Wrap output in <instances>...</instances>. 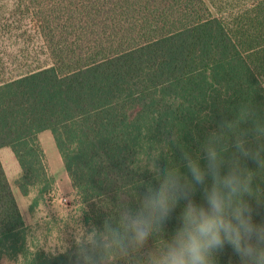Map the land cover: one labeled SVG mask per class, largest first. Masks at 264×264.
<instances>
[{
	"label": "trees",
	"instance_id": "trees-1",
	"mask_svg": "<svg viewBox=\"0 0 264 264\" xmlns=\"http://www.w3.org/2000/svg\"><path fill=\"white\" fill-rule=\"evenodd\" d=\"M138 1L77 0L82 12L69 10L38 26L43 46L35 59L27 53L23 70L0 82V149L10 147L19 161L18 188L25 196L37 186L42 195L53 191L39 141L50 131L86 207L89 231L123 206L137 208L146 188L157 186L149 160L159 156L161 169L174 165L188 174L182 149L200 155L204 167L203 142L220 124L235 121L242 106L264 120V0L239 16L233 0H183L182 13L166 17L173 27L164 34L159 18L128 12ZM105 17L102 27L98 20ZM251 126V120L240 125ZM242 163L257 170L250 159ZM261 175L254 184L264 189ZM192 199L204 203L200 186ZM250 203L254 222L264 224V205ZM184 204L165 224L163 239L179 227ZM153 246L149 239L143 251ZM62 251L53 256L29 245L0 158V260L75 264V241ZM216 264H239V258L225 246Z\"/></svg>",
	"mask_w": 264,
	"mask_h": 264
},
{
	"label": "clouds",
	"instance_id": "clouds-1",
	"mask_svg": "<svg viewBox=\"0 0 264 264\" xmlns=\"http://www.w3.org/2000/svg\"><path fill=\"white\" fill-rule=\"evenodd\" d=\"M249 120L251 128L242 129ZM182 151L188 174L174 165L161 169L159 156L151 159L146 167L158 184L149 185L138 197L137 208H119L101 229L78 227L75 264H216L225 246L231 247L239 264H264V224L254 222L250 203L264 205V189L254 184L264 172V120L250 106H242L235 121L220 124L203 142L204 167L200 155L193 158ZM249 159L257 170L242 163ZM197 186L204 201L199 205L192 199ZM181 200L185 204L177 217L179 227L170 239H163L164 226ZM149 239L154 246L144 252ZM50 252L57 255L54 249Z\"/></svg>",
	"mask_w": 264,
	"mask_h": 264
},
{
	"label": "rangeland",
	"instance_id": "rangeland-1",
	"mask_svg": "<svg viewBox=\"0 0 264 264\" xmlns=\"http://www.w3.org/2000/svg\"><path fill=\"white\" fill-rule=\"evenodd\" d=\"M260 2L261 0H233L235 15L251 12ZM183 4V0H141L140 3H131L128 12L139 13L135 19L147 14L155 16L154 21L159 18L163 24L158 26L161 29L158 33L164 34L173 27V21L167 26L166 17L170 20L169 16L176 17L181 14ZM78 5L81 4L77 0H0V82L18 75L23 70L27 53H31L30 59H35V52H39L43 46L42 31L37 29L38 26L41 27L45 21L54 20L59 14L69 10L82 12ZM140 6L147 10L143 13ZM105 19L106 17L98 20L103 23L102 27L105 26ZM86 27L80 24L77 28ZM86 30L89 31L87 28ZM44 145L50 163L49 173L55 179L53 191L42 195L41 188L37 186L31 189L29 195H23L17 186L19 178L13 180L15 169L10 167L11 163H7L8 179L27 225L29 245L47 253H51L53 249L59 253L75 241V233L80 225L86 228L87 210L70 178L64 173L57 147L54 144L49 145L47 141ZM8 151L13 153L11 162L18 163L12 149ZM0 264L20 263L3 256Z\"/></svg>",
	"mask_w": 264,
	"mask_h": 264
},
{
	"label": "crops",
	"instance_id": "crops-1",
	"mask_svg": "<svg viewBox=\"0 0 264 264\" xmlns=\"http://www.w3.org/2000/svg\"><path fill=\"white\" fill-rule=\"evenodd\" d=\"M39 141L40 143L42 144L44 150H45V145H44V142L47 141L49 145H55V140H54V137L52 135V133L50 131H45L41 134H39ZM57 147V146H56ZM11 150L10 147H5V148H2L0 149V158H1V161H2V164L4 166V169H5V172L7 174V178H9V166L7 163H11L10 164V167L14 168L15 169V177L13 178L14 179H18L20 178L21 174H22V169H21V166L19 164V161L18 163H13L11 162L12 161V157H13V153H10V151L8 150ZM13 152V150H12ZM59 152V151H58ZM45 153H46V150H45ZM15 154V153H14ZM5 155V156H4ZM47 155V154H46ZM60 155V153H59ZM16 156V155H14ZM17 158V157H16ZM6 159V160H5ZM48 159V157H47ZM7 161V162H6ZM60 163L64 166L63 164V160L61 158V155H60ZM48 164H49V167H50V163H49V160H48ZM62 168V167H60ZM57 169V168H56ZM61 170V169H59ZM64 170H65V167H64ZM64 173L66 174L67 177H69L68 173L66 172V170L64 171ZM9 180V179H8ZM11 180V179H10ZM10 182V181H9ZM11 184V183H10Z\"/></svg>",
	"mask_w": 264,
	"mask_h": 264
}]
</instances>
